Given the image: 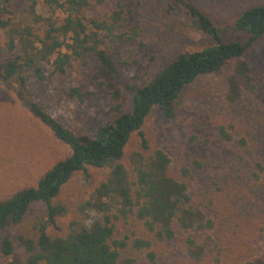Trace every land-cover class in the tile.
I'll return each instance as SVG.
<instances>
[{
  "label": "rangeland",
  "instance_id": "rangeland-1",
  "mask_svg": "<svg viewBox=\"0 0 264 264\" xmlns=\"http://www.w3.org/2000/svg\"><path fill=\"white\" fill-rule=\"evenodd\" d=\"M30 1L12 0L9 4L14 26ZM180 1L206 17L224 42L242 41V36L232 31L234 20L242 10L264 4V0ZM111 3L105 0L101 7L90 6L86 16L98 17ZM131 10L126 23H136V37L123 43L103 42L102 48L114 66L112 74L107 75L92 54L82 62L70 59L62 75L54 74L49 63L35 57L31 65H22L8 85L0 84V201L34 186L47 169L68 155V149L28 112V104L36 105L74 136L91 135L112 117L108 111L112 90H118L123 111H128V89L149 83L178 54L213 44L182 7L169 10L167 0H144ZM35 13L46 17L48 10L37 6ZM54 15L55 19L62 17L60 13ZM4 44L0 32V63L17 54ZM236 62L248 66L251 80L249 88L240 86L239 99L230 104L224 99L225 79ZM35 69L41 79L34 76ZM71 89L82 94L80 101L69 96ZM220 126L229 134V142L218 139ZM141 131L149 149L161 150L169 158L173 178H177L180 165L191 169L193 162L199 164L200 169L192 171L186 181L187 192L194 203L204 206L212 220L209 236L213 244L199 260L185 256L180 235L169 242L154 243L152 262L144 253L129 249L121 256L133 258L135 264H264V36L218 73L185 87L173 104L171 118L153 109ZM190 136L195 138L193 143L188 141ZM138 150L139 139L132 134L120 163L126 167L127 155ZM106 171L88 168L61 187L53 203L65 212L55 219V227L47 228V235H64L69 225L77 228L96 219L86 204ZM44 214V205L33 203L18 225L7 224L0 229V242L6 238L12 246L10 256L0 252V264H23L19 238L34 240ZM129 231L139 232L130 222L117 224V238Z\"/></svg>",
  "mask_w": 264,
  "mask_h": 264
},
{
  "label": "trees",
  "instance_id": "trees-1",
  "mask_svg": "<svg viewBox=\"0 0 264 264\" xmlns=\"http://www.w3.org/2000/svg\"><path fill=\"white\" fill-rule=\"evenodd\" d=\"M104 1L31 0L14 26L8 10L12 0H0V32L5 38L4 45L8 51L17 53L15 58L0 63V84L8 85L22 65H31L35 57L49 63L54 74L62 75L70 59L82 62L86 55L92 54L106 74H112L114 66L102 48L103 42L123 43L136 37V23L127 25V16L132 7L144 0H111L112 6L98 17L86 16L90 6L101 7ZM167 3L169 10L182 7L194 26L213 44L178 54L149 83L128 89L131 96L128 111H123L122 99L114 89L109 93L108 111L112 117L98 125L91 135L74 136L36 105L28 104V112L68 149V155L47 169L34 186L0 201V229L7 224L18 225L31 204L44 205L45 214L36 227L35 239L19 238L23 264H135L133 258L121 256V252L128 249L144 253L152 262V245L172 241L177 235L182 236L184 254L189 259L199 260L211 250L209 232L213 222L204 212V206L194 203L187 192L186 181L192 171L200 169L199 164L193 162L191 169L180 165L176 170L177 178H173L169 158L161 150L148 148L141 126L153 109L171 118L173 104L185 87L198 78L218 73L263 37L264 4L242 10L234 20L232 31L242 36V41L224 42L218 30L192 5L180 0H167ZM37 6L48 10V15L36 14ZM55 13L62 17L55 19ZM249 71L245 63L233 65L225 79L224 99L228 103L239 99L240 86L250 87ZM33 74L36 79L42 78L38 69ZM68 93L81 100L82 94L77 89ZM132 134L139 139V150L127 155L125 167L120 160ZM216 134L223 142L231 139L223 126L217 128ZM194 140L193 136L188 138L189 143ZM88 168L107 170L86 204L96 219L77 228H72L71 224L64 235H47V228L55 227V219L65 212L53 200L74 174ZM128 222L132 227L137 226L139 232L129 231L117 238V224ZM0 252L4 256L12 254L8 239L1 240Z\"/></svg>",
  "mask_w": 264,
  "mask_h": 264
}]
</instances>
